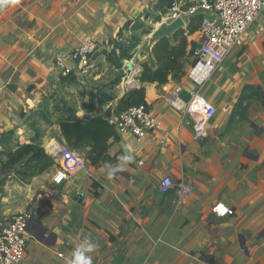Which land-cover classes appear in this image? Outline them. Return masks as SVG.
Listing matches in <instances>:
<instances>
[{
    "label": "crops",
    "instance_id": "obj_1",
    "mask_svg": "<svg viewBox=\"0 0 264 264\" xmlns=\"http://www.w3.org/2000/svg\"><path fill=\"white\" fill-rule=\"evenodd\" d=\"M158 1L0 0V150L7 155L17 144L38 137L57 162L28 183L11 173L0 184V230L15 213L32 215L30 240L17 264H66L86 237L98 245L89 253L92 264H264V30L251 27L243 45L232 48L201 87L216 112L197 135V117L180 109L185 101L179 93L199 90L188 78L198 30L185 32L184 74L178 80L173 75L163 85L139 80L143 64L159 67L154 46L162 37H153L146 54L138 49L124 61H135L136 79L128 74L113 85L122 69L110 68L104 52L122 32L128 38L136 22L150 21L156 29ZM255 24L264 29V11ZM174 34L166 38L177 46ZM88 39L98 49L90 66L83 67L72 53ZM60 63L77 76V83H62ZM247 85L259 87L262 97L250 99L247 118L239 119L234 111ZM141 86L162 127L143 140L120 134L118 141L111 140L109 153L123 152L124 157L100 167L77 151L86 167L54 183L63 158L51 150L69 145L56 123L57 113L50 107L51 119L44 114L48 97L66 101L80 119L111 109L114 120L121 98ZM97 87L114 99L97 102L90 111L86 106ZM5 175L0 169V182ZM167 177L173 187L162 192ZM219 202L234 214L217 216L213 208Z\"/></svg>",
    "mask_w": 264,
    "mask_h": 264
},
{
    "label": "built area",
    "instance_id": "obj_2",
    "mask_svg": "<svg viewBox=\"0 0 264 264\" xmlns=\"http://www.w3.org/2000/svg\"><path fill=\"white\" fill-rule=\"evenodd\" d=\"M264 11V0H173L167 8L165 19L182 16L202 15L203 19L198 30L197 45L191 50L192 65L188 78L199 90L192 91L189 102H183L181 110L191 114L193 127L200 135L209 118L215 112V107L201 94L200 90L210 78L216 66L226 54L236 46H242L248 30L256 26L261 32L263 27L255 24ZM201 44V47L198 46ZM98 44L93 39L84 41L79 49L72 53V59L83 67H89L92 56L97 52ZM62 75L71 73V69L60 63ZM136 63L128 61L124 66L126 71L134 74ZM130 70V71H129ZM119 134L132 133L139 140L145 139L148 132L162 127V120L156 118L150 111L148 103L128 107L118 113L113 120ZM52 153L62 156L63 163L54 173L52 179L56 184L73 177L79 170L86 167V159L69 146L54 147ZM173 187L172 180H163L160 190L168 192ZM223 205L227 211L220 209ZM219 217L234 214V210L224 202L217 203L213 208ZM32 221L30 212L15 213L6 218L0 230V264H17L24 257L30 235L28 227Z\"/></svg>",
    "mask_w": 264,
    "mask_h": 264
},
{
    "label": "trees",
    "instance_id": "obj_3",
    "mask_svg": "<svg viewBox=\"0 0 264 264\" xmlns=\"http://www.w3.org/2000/svg\"><path fill=\"white\" fill-rule=\"evenodd\" d=\"M172 3L173 0L158 1L157 9L161 14L157 16V22L162 20V15H166L167 8L171 7ZM202 19V15L191 16L187 29L181 28L175 32L174 38L179 41L177 46H172L166 37L160 38L154 46V54L159 67L153 70L149 64H143V70L139 76V80L142 83L158 82L163 85L169 82L170 75H173L174 79L178 80L184 74V62L182 60L186 55L188 44L185 32L187 31L188 35H191L199 30ZM127 25L129 27L130 22ZM141 27H143V22H136L132 25L131 31L134 32ZM151 32L152 28L149 27L145 28L141 34L147 35ZM139 39L135 38V35L131 38H126L122 32L119 40L111 41V49L104 52L110 68L121 69L124 66V61L132 58L133 51L139 45ZM196 45L197 43L193 42L192 46ZM120 81L121 78L118 77L114 80L113 85L120 83ZM77 82L78 78L73 73L62 76V83L64 84ZM96 91L97 93L92 94L90 103L86 106L90 111H94L97 102L102 105L114 99V96L103 90V88H97ZM52 97H48V101ZM261 97L262 91L259 87L247 85L236 104L234 116L239 115V119H246L249 100ZM141 103H147L145 86L129 90L119 101L120 109L118 110L121 112L128 107ZM52 109L54 113H57L56 123L60 126L67 144L76 151L84 153L86 159L93 166L100 167L110 160L119 161L124 157L123 152H119L115 156H111L109 153L111 140L118 141L120 138L114 121L111 120V109H108L104 114H95L89 119L78 118L75 109L66 101L57 102ZM44 114L45 116H50L48 103L44 106ZM8 136L9 138L3 136L2 143L10 139L11 133ZM56 165V159L38 142V137L30 143L17 144L7 155L0 150L1 172L3 174L14 173L17 179L24 183L30 182L34 177L45 173Z\"/></svg>",
    "mask_w": 264,
    "mask_h": 264
},
{
    "label": "water",
    "instance_id": "obj_4",
    "mask_svg": "<svg viewBox=\"0 0 264 264\" xmlns=\"http://www.w3.org/2000/svg\"><path fill=\"white\" fill-rule=\"evenodd\" d=\"M185 25V20L182 16L178 17H171L163 20L160 25L154 30L152 33L153 37H167L173 35L176 31H178L180 28H182ZM199 47H201V44H198ZM179 96L182 100H184L186 103L190 101L192 98V91L190 88H183ZM71 150H75L73 147H70ZM10 174H6L0 184L4 185L9 178Z\"/></svg>",
    "mask_w": 264,
    "mask_h": 264
},
{
    "label": "rangeland",
    "instance_id": "obj_5",
    "mask_svg": "<svg viewBox=\"0 0 264 264\" xmlns=\"http://www.w3.org/2000/svg\"><path fill=\"white\" fill-rule=\"evenodd\" d=\"M162 22V20L159 22V23H161ZM152 28V32L154 31V29H155V27H154V23H152V22H150V21H147V22H143V27H141V28H139V29H137L136 31H134L132 34H130L129 33V37L128 38H131L132 36H134L135 35V38H140L139 40H140V43H139V45L137 46V48L133 51L134 53H133V55H135V53L138 51V49L139 50H143V54H146V52L149 50V47H150V45H151V43H152V41L154 40V38H153V36H152V32L150 33V34H148V35H142L141 34V32L145 29V28ZM137 60V59H136ZM90 66V65H89ZM122 70V73H121V76H120V78L122 79V76H124V77H128V72L127 71H125L124 69H123V67L121 68ZM106 73L107 72H105V74L102 76V77H105L106 76ZM135 74V73H134ZM134 74H130V76L129 77H132L133 79H136V77L137 76H135ZM113 79V78H112ZM133 79H131V81H133ZM110 83H108L107 85H105V86H108V87H110ZM99 86H101V85H99ZM98 86V87H99ZM97 87V88H98ZM103 88V87H102ZM60 101V99H59V97L57 96V97H55V99H54V97H52L51 98V101H50V103H48V107L50 108L51 107V109L53 108V106L57 103L56 101ZM59 101H58V103H59ZM72 101V103H76V104H78V101H73V99L71 100ZM52 102L54 103L52 106H49L50 104H52ZM119 104V103H118ZM116 109H120L119 108V105L118 106H116ZM53 110V109H52ZM49 118L51 119V117L49 116Z\"/></svg>",
    "mask_w": 264,
    "mask_h": 264
},
{
    "label": "clouds",
    "instance_id": "obj_6",
    "mask_svg": "<svg viewBox=\"0 0 264 264\" xmlns=\"http://www.w3.org/2000/svg\"><path fill=\"white\" fill-rule=\"evenodd\" d=\"M125 159H130V157H125ZM219 207L223 211H227L223 205H220ZM97 248L98 245L90 238L86 237L81 244L74 248L71 257L67 260L66 264H92V257L89 253H93Z\"/></svg>",
    "mask_w": 264,
    "mask_h": 264
},
{
    "label": "bare ground",
    "instance_id": "obj_7",
    "mask_svg": "<svg viewBox=\"0 0 264 264\" xmlns=\"http://www.w3.org/2000/svg\"><path fill=\"white\" fill-rule=\"evenodd\" d=\"M127 84H132V81H131V79H128V78H126V81H125Z\"/></svg>",
    "mask_w": 264,
    "mask_h": 264
}]
</instances>
